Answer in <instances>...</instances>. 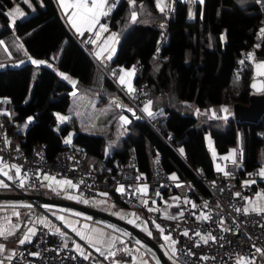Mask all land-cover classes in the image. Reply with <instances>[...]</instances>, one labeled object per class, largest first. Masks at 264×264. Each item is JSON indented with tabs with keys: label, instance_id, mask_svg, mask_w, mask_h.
I'll return each mask as SVG.
<instances>
[{
	"label": "trees",
	"instance_id": "obj_1",
	"mask_svg": "<svg viewBox=\"0 0 264 264\" xmlns=\"http://www.w3.org/2000/svg\"><path fill=\"white\" fill-rule=\"evenodd\" d=\"M16 1L27 15L15 19L10 26L4 10ZM111 1L112 10L105 18L107 28L114 30L117 38L115 52L102 67L83 46L81 37L73 33L56 0H29L33 11L23 0H0V38L13 30L26 51L37 58H48L61 49L57 68L76 78V84L71 85L49 66L36 68L29 62L1 68L0 96L9 98L14 114L3 115L8 134L16 138L22 150H27L34 141H43L46 155L51 157L65 145L62 138L73 129L72 141L83 148L84 154L97 160L98 176L103 174L107 164L124 160L131 152L138 172L147 173L152 156L159 151L168 171L175 170L179 177L190 178L200 194L213 199L207 185L194 171L201 165L206 175L212 176L215 170L211 153L205 149L206 134L212 138V146L218 153H227L231 147L240 145L242 164L237 173L242 175L258 161L257 153L263 146L259 132L264 123L261 119L238 121L232 115L219 122L205 115L191 114L190 110L193 106L248 104L252 62L246 53L260 46L264 37L260 33L264 11L255 3L241 2L240 5L235 0H203L196 4L189 18L187 3L178 0L173 18L168 20L162 12L165 24H160L149 17L142 18L145 8L154 12L153 0H135L134 5L129 0ZM138 2L141 3L139 8ZM132 11L137 13L134 22L130 17ZM163 34L167 40L160 47L158 57H153L157 39ZM137 61L142 63V74L146 76L149 99L145 103L151 101L150 110L161 108V114L152 119L143 113L135 118L129 116L125 133L117 136L112 133L113 129L104 134L79 131L72 116L67 122L57 121L54 112H66L70 92L74 89L96 94L98 102L119 96L121 104L130 105L112 78L120 76L121 72L111 74V69L117 65L129 69ZM33 68L36 73L30 86ZM137 79L138 76H134L133 82ZM117 114L110 123L111 128L118 124ZM28 115L33 120L23 134L17 133L10 120L21 121ZM164 115L166 124L157 129L153 123ZM167 131L174 132L171 142L165 138ZM110 135L116 136V144L111 155L104 157Z\"/></svg>",
	"mask_w": 264,
	"mask_h": 264
},
{
	"label": "built area",
	"instance_id": "obj_2",
	"mask_svg": "<svg viewBox=\"0 0 264 264\" xmlns=\"http://www.w3.org/2000/svg\"><path fill=\"white\" fill-rule=\"evenodd\" d=\"M177 2L178 0H171L165 8L164 13L168 20L173 18ZM102 21L99 20V23L103 24ZM97 31H100L99 27L93 30ZM90 38L95 39L96 36L89 33L84 40L86 45L91 44L86 43ZM166 40V34L158 37L153 55H159L160 47ZM256 59L264 62V55H257ZM134 65V74L138 79L132 83L135 92L131 95L127 93V98L130 105L139 111L142 104L149 99V92L146 76L142 74V63L137 61L132 66ZM120 69L121 66L117 65L111 74H118ZM262 81L264 92V75ZM8 104L7 98L0 97V157L12 169L9 184L15 191L40 188L43 177L47 175L71 181L76 185L68 188V197L77 195L87 199L100 191L111 192L129 207L142 210L149 230L160 225V229H163V233L159 229L162 241L170 243L171 248L175 247L176 254L173 256L182 264H237L240 257H246L253 262L258 254L256 249L264 250V212L258 214L243 211L245 207H252L247 204L250 199L248 191L255 189L257 193L264 195V177L259 175L260 170L264 169V128L260 131L263 140L262 158L242 175L237 173L238 165L242 162V148L239 144L231 148L235 150L231 158L221 159L228 157L230 150L227 153H218L212 144L205 142V149L213 156L215 170L212 176H207L204 168L198 165L195 174L209 188L213 197L211 199L210 196L197 192L191 179L180 180L187 183L188 187L183 191L176 190L175 181L179 179H172V174L163 164L159 151L152 156L147 174L138 172L135 156L131 152L126 159H119L113 165L107 164L103 174L98 176L96 170L84 162L83 148L73 141L65 144L51 157L46 155V144L43 141H34L27 150H22L19 142L10 139L5 132L3 114L8 109ZM260 119L264 123V113ZM165 124L164 115L154 126L160 129ZM173 137V131L166 132L165 138L168 142H171ZM217 165L229 174L217 171ZM245 181L255 183L245 185ZM235 184H239L238 189L234 188ZM121 186H124V192L117 191ZM144 186L147 187L146 192L136 191ZM171 189L177 191L179 210L177 216L165 217L160 210L159 199L165 191ZM236 193L240 195L237 196ZM202 214H207L209 219H197ZM185 231L188 232L187 236L183 235ZM60 232L66 235L62 237L58 232H50L44 226L38 225L36 234L29 242L16 243L8 264H118L109 260L108 252H103L104 255L98 252L89 259H84L74 249L73 235L66 230ZM197 232L200 233L199 236L196 235ZM209 234L215 239L205 243L201 237ZM164 235H170L171 239L165 241ZM172 241L176 243L173 245ZM33 253L38 255H32Z\"/></svg>",
	"mask_w": 264,
	"mask_h": 264
},
{
	"label": "crops",
	"instance_id": "obj_3",
	"mask_svg": "<svg viewBox=\"0 0 264 264\" xmlns=\"http://www.w3.org/2000/svg\"><path fill=\"white\" fill-rule=\"evenodd\" d=\"M170 1L171 0H164V3L168 6ZM179 1L187 3V7H188L187 17L192 18L196 4L197 3L201 4L203 0H179ZM235 1H236V3L239 2L240 5H241V2H243V4L255 3L259 6V8L262 11H264V0H235ZM56 2H57V5H58L61 13L65 16V20L67 21V23L70 26L73 33L75 35H78L79 37H81L83 46H86L87 49H90L93 54L96 51H98L99 48L96 45H93V44L86 45L84 43V40L87 37V35L89 34V32L86 31L83 36L79 35L75 31V29L71 26V24L68 22L67 15L64 13L63 9H61V7L58 3V0H56ZM111 2H113V0ZM153 2H154L153 3L154 8H155L154 12L148 8H145V13L142 16V18L149 17L151 20L159 22L160 24H162L164 22L162 19L164 12L162 13L159 10V8L157 7V0H153ZM27 5L29 6L30 11H33V8L30 6V4L27 3ZM140 6H141V3L138 2L137 7L139 8ZM16 7H18L20 9V11H22L24 13L23 17H25L27 15V13L21 8L19 2L16 1L12 6L6 8L4 10L6 16L9 19V25L10 26H12L13 22H12V18L9 15H7V13ZM108 7H111V10H112V6H111V4H109V0H107V4H106V8H105L106 11H107ZM110 12L111 11H109L108 14H110ZM14 15L17 16L16 19L23 18V17H19L18 14H14ZM105 17L106 16H101L100 20H103L102 22L104 23V25L107 26L108 19H106ZM130 17H131V15H130ZM261 29H264V25L261 26L260 33H261ZM111 33H115V31L108 29L107 32H102L101 36L98 39V44H103V41ZM95 39H97V37ZM0 41L4 42L2 45H0V58H1L0 69L4 68L5 66H12V67L19 66L25 62L31 63L33 65V67L38 66V65L33 64L31 62V59L35 60V58H37V57L31 56L26 51L24 46L22 48L18 47L19 45H23V44H22L19 36L16 35L13 30L3 34V36L0 38ZM115 44H116V41L111 46H113L115 48ZM92 45H93V48H90ZM5 48H7V51H5ZM257 48H259V46ZM255 49L256 48H254L251 51L246 53L248 58L251 57V58H249V60L252 62V78L250 80L251 93H264L263 92L262 75H260L258 73V69L256 67L257 64L264 63V62L259 60V59H256L257 54L255 52ZM58 52H59V56H57V54H56ZM60 54H61V49L58 50L57 52L53 53L52 55H50L48 58H44V59H47V60L53 59L55 61L56 66H57L58 60L60 58ZM92 56L95 57L94 55H92ZM29 57H31V59H29ZM94 59L96 60V57ZM107 62H108V59L106 62L105 61L103 62V60H99V65L104 67L107 64ZM125 71H129V69H125ZM60 72L65 73V74H69L71 78L74 76L73 74H71L69 72L58 69V74ZM30 79H31V77H30ZM126 79H129V78L126 77ZM133 81H134V77L132 80L130 79V83L131 82L133 83ZM32 82L33 81L30 80V86H31ZM254 83L259 86V88H258V89H260L259 91H258V89L253 88ZM118 84H119V87L123 90V92L125 93V95L127 97V93H128V92H126V87H128L127 84L121 85L119 81H118ZM30 86H29V88H30ZM74 91L75 90H71L70 94ZM0 97L7 98L8 102H9L8 109L4 112L3 115H6L8 117H10L11 115H14L10 109L9 98L7 96H0ZM145 104H143V106ZM129 106H131V105H129ZM143 106L140 109V111L146 116V118H149V119H152L155 116L159 115V113L162 111L161 108L152 109V111L149 109L153 113L152 116H149L148 113L143 110L144 109ZM229 106H232V104ZM211 107H213V106H211ZM150 108H151V106H150ZM230 112L228 111L226 113L227 118L231 115L233 116V112L232 113H230ZM58 113H61V112H54L57 121H58V118H57ZM125 113L117 114L116 118H117V121H119V123H120L119 116H121V115L125 116L129 121L130 115H128V114L126 115ZM70 116H72V115H70ZM70 116H68L67 120L60 121V122L58 121V122L59 123L67 122L69 120ZM29 117L32 118L31 115H28V116L24 117V119H22L21 121H18V120L16 121L14 119L10 120V122H12V124L15 125V131L17 133H21V134L24 133L29 122L33 120V118H32L29 121L28 120ZM3 122H4V120H3ZM124 125H126V124H124ZM4 126H5V132H6L7 136L10 139H16L14 137H11L8 134L5 123H4ZM259 133L261 134V132H259ZM91 134H93V133H91ZM94 134H99V133H94ZM112 137L115 139L113 140V142L110 146L109 154L107 156L111 155V152L113 151L115 144H116V136H112ZM211 139L212 138L207 133L206 134V142L212 144ZM231 148L229 150H231ZM258 151H259V154L257 155L256 160H260L262 158V151L263 150L260 148V150H258ZM104 157H105V151H104ZM211 157H212L213 165L215 168V162L213 160V156L211 155ZM83 160L85 162V154L83 155ZM96 161L97 160L94 157H92V162H90V163L85 162V163L89 164L94 170L98 171L99 165ZM241 164L242 163L240 162L238 165V168L241 166ZM136 166H137V163H136ZM137 168H138V166H137ZM11 171H12V169H10L8 163L0 157V182H2V184H0V194L18 193V194H22L24 196L21 198H0V228L10 230L13 233L12 235L8 236L7 238L0 237V244L5 246L4 251L0 252V262H2V264H8V259H9L8 257L13 255L16 243H18L19 240L23 239L24 235L28 232V229L34 228L36 231L38 225L44 226L45 228L50 230V232H56V229H59L60 231H63V230L68 231L74 237V243H73L74 249L77 251L76 245H80V248L83 250L84 255H88L89 258L91 256H93L94 254L98 253L96 251V247H100L103 252H106V253L109 251L114 252L115 255L109 256V260L115 261L118 264H162L159 261L154 250L149 245L144 243L142 240L138 239L136 236H134V234L132 232L125 229L122 225H120L114 221L105 219L103 217L97 216V215L84 213V212L79 211L77 209H74L72 207L61 206V205H58V204H55L52 202H45V201L38 200L35 198H28V197H26L27 194L41 195V196L46 197V198L74 200L78 203L84 204L85 206L97 209V210L102 211L104 213H107L111 216H115V217L121 219L122 221L138 228L139 230L146 233L147 235H149L150 238L158 245V247L161 250V252L163 253L164 257L166 258V260L170 264H173V262L170 260V258L177 261L171 254L172 253L171 244L162 241L159 229L154 228L152 230H149L147 228L143 211L136 209V208L129 207L125 203H121L120 200L113 193L107 192V191H100L96 195H94L92 198L83 199L77 195H73L72 197H76V198L70 199L66 195L69 187L67 185L61 186V185H58L56 183V181H61V180H65V179H60V178H57L54 176H49V177H54L55 180H44L43 179V181L41 182L40 188H37V189H35V188H23L21 190V192H17L9 184V178L11 177ZM194 171H195V169H194ZM140 172L146 173V171H143V170ZM4 173H7V175H5ZM170 173L172 174V176L175 175L176 179L178 178L179 180L190 179V178L179 177L175 170H171ZM193 184H194V182H193ZM234 188L238 189L239 184H235ZM53 189H55V190H53ZM194 189L196 190L195 185H194ZM172 191H174V189L165 191L159 199L160 210L162 212V215L165 217L166 216L175 217L178 214L179 209H178V204L176 201V195ZM105 193L107 195H103ZM248 194L250 196V199L247 202V204L249 206H253L254 203L255 204H264V200H262L260 197L257 196V192L255 189L248 191ZM84 201H87V203H85ZM114 207L115 208L118 207V209L123 210V213L121 215H119L120 217H118V215L116 216V215H114V213H112V212H115ZM129 210H131L132 213H130ZM14 213H18L19 215H15ZM57 217H63L64 219L60 220ZM40 219H44L46 221V224L36 223V221H38ZM130 220L133 221V223H129ZM69 224H71L72 227H75L78 231H80L81 233H84V234L96 235L98 233H102L103 234V237H102L103 242L101 244H98L95 246L89 245L85 240H82L81 237L76 234V232L72 231V227L68 226ZM14 225H19V227L14 228L13 227ZM93 230H96V232H93ZM32 238H33V236L31 237V239ZM137 241H139V243H137ZM26 242H29V241H26ZM110 245H111V247H110ZM160 245L163 246L164 250H162ZM125 249L127 251H125ZM77 252L81 255V253L79 251H77ZM84 255H81V256L84 257ZM168 255L170 258L168 257ZM177 262L180 263L179 261H177ZM180 264H182V263H180ZM253 264H264V253L263 252L258 253L256 255V257L253 261Z\"/></svg>",
	"mask_w": 264,
	"mask_h": 264
},
{
	"label": "snow or ice",
	"instance_id": "obj_4",
	"mask_svg": "<svg viewBox=\"0 0 264 264\" xmlns=\"http://www.w3.org/2000/svg\"><path fill=\"white\" fill-rule=\"evenodd\" d=\"M24 3H29V0H23ZM58 3L61 7V9H63L64 13L67 15L68 18V22L71 24V26L75 29V31L83 36L84 33L87 31L89 33H93L97 39H89L88 41H86V43H91L93 45H96L99 50L96 51L94 53L95 57L98 60H103V59H108L110 60L112 57V54L115 52V48L113 46H111L112 44L115 43L116 38H117V34L116 33H111L104 41L103 44H98V39L101 36L102 32H107V26L100 24L99 20L101 16H107L109 11H111V8L109 7L107 9V11L105 10L106 8V4H107V0H58ZM130 4H135V0H129ZM157 7L159 8V10L161 12L165 11V8L167 7V5L164 3V0H157ZM14 14H18L19 17H23L24 13L22 11H20V9L18 7L10 10L7 15H9L12 18V22H15V19L17 18L16 15ZM137 19V13L136 11H132L131 12V21L134 22ZM163 27V25H161ZM99 27L100 31L97 32H93V30L95 28ZM261 33L264 34V29H261ZM4 42L0 41V45H2ZM18 47L22 48L23 45H19ZM5 51H7V48H5ZM107 52V56H105L104 54ZM251 58V57H249ZM29 59H31V57H29ZM31 62L33 64L36 65H40V64H44L46 63L45 61H40V60H34L31 59ZM243 63V62H241ZM50 66V65H49ZM257 69H258V73L260 75H264V63H260L256 65ZM120 72L122 73L119 76V82L121 85H125L127 84L128 86V93L131 95L132 93L135 92V89L132 88L131 83H130V78L133 75V71L129 70V71H125L123 68L120 69ZM115 74V73H114ZM59 75H61L65 80H69L70 83H72L73 85L76 84L75 80H71L66 74L64 73H59ZM126 77H128L129 79H126ZM256 84H253V88H256ZM260 89H258L259 91ZM73 95H75V93H73ZM151 101H148L147 104L144 105V111L148 113L149 116H152L153 113L149 110L150 109V105H151ZM116 107H122L121 104L116 103ZM128 111H132V109H128ZM212 111L213 116L216 115L214 110H210ZM222 112L227 113L228 109L226 108H221ZM57 118L60 121H64L67 120L68 117L65 116H60L59 114H57ZM220 119H227L226 116L223 117H219ZM32 118L29 117L28 120L30 121ZM120 121L121 124H127L129 123L128 119L121 115L120 116ZM70 140H65V143H69ZM182 151V150H181ZM235 152V150H230L229 156L228 157H222L221 159H229L232 157V154ZM213 155L215 156V152H213ZM13 167H15V165H13ZM217 171L219 172H224L225 175H228L229 173L227 171H225L224 168L220 167L219 165H217ZM17 173H19V169L17 168ZM5 175H7V173H4ZM259 175L261 177H264V169H261L259 172ZM44 180H55L54 177H49L47 175H45ZM137 179H139V177H137ZM172 179H176L175 175L172 176ZM56 183L58 185H67L68 187H76V185H74L71 181L68 180H61V181H56ZM245 185L247 184H252L255 183V181H245L244 182ZM0 184H2V182H0ZM23 185V181H21V186ZM6 186V185H5ZM50 186V185H49ZM55 190V189H53ZM117 191L119 192H124L125 188L124 186H121L117 189ZM137 192L143 193L147 191V187H140L137 188L136 190ZM103 195H107L106 193ZM157 195H159V193H157ZM237 196L240 195V193H236ZM257 196L260 197L262 200H264V195H262L261 193H257ZM70 199H75L76 197H68ZM178 199V198H177ZM85 203H87V201H84ZM186 203H188V201H185ZM144 203H147V201H144ZM193 207H195V205H193ZM237 211H240V209H237ZM243 211L245 213H248L249 211L252 212H256V213H262L264 212V204H253V206L251 208L249 207H245L243 209ZM15 215H19L18 213H14ZM181 215H183V213H181ZM60 220H63V217H57ZM197 219H202V220H207L209 219V216L207 214H202L201 216L197 217ZM36 223H41V224H46V221L44 219H40L38 221H36ZM129 223H133V221H129ZM221 223H223V221H221ZM69 227H72L71 224L68 225ZM14 228H18L19 225H14ZM156 228L160 229V225H156ZM161 232L163 233V229H160ZM72 231L76 232V234L78 236L81 237L82 240H85L89 245H98L101 244L102 241V237L103 234L102 233H98L96 235H91V234H84L81 233L80 231H78L75 227H72ZM56 232H58L62 237L64 235H66L63 232H60L59 229H56ZM93 232H96V230H93ZM12 231L4 229V228H0V237H4L7 238L8 236L12 235ZM35 233V229L34 228H29L28 232L24 235L23 239L19 240L20 244H24L26 241H30L31 237L34 236ZM150 234V233H149ZM183 235L187 236L188 232L185 231L183 233ZM197 236L200 235V233H196ZM163 239L165 241H169L171 239L170 235H164ZM201 239L207 243L209 240H214L215 237H213L211 234H209L206 237H201ZM137 243H139V241H137ZM176 242L172 241V244L174 245ZM111 247V245H110ZM5 246L0 244V252L4 251ZM77 251H79L81 253V255H84L83 250L80 248V245H76ZM96 251L100 252L101 255H104L103 251L101 250L100 247H96ZM125 251H127L125 249ZM172 254L175 255L176 254V249L175 247H172L171 249ZM256 251L258 253L264 252V250L257 248ZM32 255H38L37 253H33ZM115 253L109 251L108 252V256H114ZM9 259H11V256L8 257ZM106 259L108 258L107 256L105 257ZM84 259H89L88 255H84ZM0 264H2V262H0ZM237 264H253L252 261L248 260V258L246 257H240Z\"/></svg>",
	"mask_w": 264,
	"mask_h": 264
},
{
	"label": "rangeland",
	"instance_id": "obj_5",
	"mask_svg": "<svg viewBox=\"0 0 264 264\" xmlns=\"http://www.w3.org/2000/svg\"><path fill=\"white\" fill-rule=\"evenodd\" d=\"M103 25H104V23H103ZM90 48H93V45ZM89 52L91 55H94L90 49H89ZM56 54H57V56H59V52ZM104 55L107 56V53H105ZM152 56L158 57V55H153V54H152ZM93 58H95V57H93ZM35 60L45 61L46 63L40 64V65H46V66L50 65L49 66L50 68H52L58 72V68H57L55 61L53 59L47 60L44 58H35ZM104 61L106 62L107 59H103V62ZM0 62H1V58H0ZM95 62H97L99 65V60L97 58H96ZM113 69H111V70L113 71ZM134 69H135V65L129 68V70L133 71V75L130 78L131 80L135 76ZM35 73H36V70L34 69V71H32V73H31V79H30L31 81H33ZM66 75L71 80L76 81L75 76H73L71 78L69 74H66ZM112 78L116 83H118L119 76L112 77ZM67 81L69 82V80H67ZM71 85H72V83H71ZM131 86H132V82H131ZM256 86L257 87L254 89L259 88V86L257 84H256ZM126 92H128V87H126ZM73 93H75V95H73ZM116 103L121 104V98L119 96H113L108 101L98 102V97L96 94L88 93V92H85L83 90H80V91L75 90L74 92H72L70 94V103L67 107L66 112L65 113H58V114L60 116H65V117L72 115L76 120L75 122L77 125V129L79 131H82V132L93 133V134L94 133L104 134V133H107L109 131L112 132L111 130L113 129V130H115L114 132H112L114 135L124 134L126 128H125V125L121 124V121H120V123L118 121V124L116 125V127L112 126V128H111V125H110V122L114 118L115 114H117V113L119 114V112L121 114L125 113L120 108L116 107ZM125 103L126 104H124V106L125 105L129 106V104L127 102H125ZM121 105L123 106V104H121ZM114 108H118V110H114ZM143 108H144V106H143ZM221 108H226V109H228L229 112L231 111L230 113H232V106L225 105V104H221V105L213 106V107H208V108H199V107L193 106L192 109L190 110V113L197 115V116L205 115L208 118H214L215 120H218L219 122H223L226 119H220L219 117L226 116V113L222 112ZM210 110H214L216 115L213 116L212 111H210ZM137 112H138V114L142 113L140 110ZM161 113L162 112H160L159 114H161ZM125 114L127 115V113H125ZM119 118H120V116H119ZM58 121L60 122V120H58ZM155 122H157V121H155ZM155 122L153 124H155ZM73 134H74V130L72 129L62 138V143L67 144V143H65V140L71 141ZM114 139L115 138H113L111 135L107 139V143H106V146L104 149L105 157L109 154V149H110V146H111ZM258 154H259V151H258L257 155ZM82 155H84V154H82ZM85 162H88V163L92 162V156L85 154ZM175 184H176V188H177L176 190H178V191H183L184 189H186L188 187L187 183H185L184 181H180V180L175 181ZM176 190L172 191L175 195L177 194ZM93 196L94 195L90 196L89 198H92ZM114 211L115 212H112V213H114V215H116V216L118 215V217H120L119 215H121L123 213V210L118 209V207H116V208L114 207ZM129 211H130V213H132L131 210H129ZM160 246H161L162 250H164L163 246L162 245H160ZM172 256H173V254H172ZM168 257H169V255H168ZM170 260L173 262V264H180L172 258H170Z\"/></svg>",
	"mask_w": 264,
	"mask_h": 264
},
{
	"label": "water",
	"instance_id": "obj_6",
	"mask_svg": "<svg viewBox=\"0 0 264 264\" xmlns=\"http://www.w3.org/2000/svg\"><path fill=\"white\" fill-rule=\"evenodd\" d=\"M255 52L257 55H264V37L262 38L260 42L259 48L255 49ZM119 108L134 118L138 116V112L133 106H122ZM128 109H132V111H128ZM232 112H233V118L235 120L257 122L259 118L261 117V114L264 112V93H251L249 96L248 104H245V105L238 104V103L232 104ZM21 197H24V196L18 193L0 194V198H21ZM26 197L35 198V199L42 200L45 202H52V203H55L61 206L72 207L84 213L97 215L105 219L114 221L122 225L128 231L132 232L134 236H136L138 239L142 240L144 243L149 245L154 250L159 261L162 264H170L164 257L158 245L150 238L149 235H147L146 233L142 232L138 228L122 221L121 219L115 216H111L97 209L85 206L84 204L78 203L74 200L46 198V197H43L41 195H36V194H27Z\"/></svg>",
	"mask_w": 264,
	"mask_h": 264
}]
</instances>
